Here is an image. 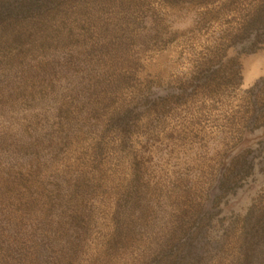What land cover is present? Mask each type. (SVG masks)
<instances>
[{"label": "rangeland", "instance_id": "1", "mask_svg": "<svg viewBox=\"0 0 264 264\" xmlns=\"http://www.w3.org/2000/svg\"><path fill=\"white\" fill-rule=\"evenodd\" d=\"M8 1L34 8L11 20L0 10V203L3 193L16 207L55 198L44 223L67 241L52 246L77 249L75 226L88 223L83 264H141L160 246V264H171L173 248L182 254L173 242L196 220L184 238L206 245L180 264H244L236 233L258 185L243 182L240 213L228 215L226 201L218 223L213 190L239 146L264 163L260 128L245 144L263 121L264 36L241 29L260 0ZM67 202L74 208L58 206ZM113 221L143 227L109 249ZM22 238L29 256L50 248ZM256 242L250 264L261 263Z\"/></svg>", "mask_w": 264, "mask_h": 264}, {"label": "trees", "instance_id": "2", "mask_svg": "<svg viewBox=\"0 0 264 264\" xmlns=\"http://www.w3.org/2000/svg\"><path fill=\"white\" fill-rule=\"evenodd\" d=\"M3 1L4 0H0V10L5 12L4 8H8L7 11L10 12V14H8L7 18L10 20L11 18H13V15L18 14V17H20V15L25 13L28 8H34V4L32 2L28 3V6L23 4L22 8H20L21 11L15 12V9L12 8L13 4H11L10 1L7 0L4 3ZM38 1L40 0H37L36 4L38 3ZM241 29L249 35L252 34L251 36H254V39H259V36H264V0H260V2L257 3L253 9L248 10L247 13L243 16ZM262 118L263 121L260 125H258V127H252L245 131V133L247 132V134L245 135L248 136L246 138L245 144H252L250 142V139H252L253 137H250V134L254 133L253 130L255 129L260 128L261 134L263 136L264 110ZM257 147L253 145V147L248 148V150L252 151ZM260 149L264 160V144L262 145L261 143ZM244 150L245 149H243V147L239 146V148H237L235 152L234 157L230 161H228L229 167L222 169L221 173H219L218 178H215V189L213 190L214 195H212L214 196L213 201L215 202L216 211H213V218H215L216 223L223 221L224 217L227 216V212L225 211V209L229 210L228 215L240 213L238 208L233 209L234 207H239L237 202L241 197L240 195H237L238 198L235 197L234 200L235 193L239 190L241 192H245L246 188L245 190L244 188L239 189L243 186V182L245 185L247 184V182H250L249 185H246L249 187H253L257 184V191L259 190V192H257L256 195H254L253 197L252 195L251 197H248V200L244 203L246 205H242L243 213L240 221L241 229L236 233V235L239 237L236 242L240 244V247L239 253L236 252V256L244 252V256L240 257V259L242 260V263L250 264V250L252 251L253 248V240H256L257 242L254 244V247H257L262 251L261 263L257 264H264V247H262L264 245V163L261 167L257 166L261 162L260 159L262 158H255V156L252 154H248L247 157H244V155L248 153ZM226 163L224 164L226 165ZM238 173L239 177L236 176ZM55 185L57 186L59 185V183H55ZM73 194L74 193L71 190V193L65 195V197L68 196V202L71 198H73ZM43 196L44 195H40L39 193L40 201L35 203L33 202L34 200H32L31 198V205L25 204L22 207H16L10 200L12 199L11 196H9L7 193H3L1 195V198L4 197V202L1 200V202L3 203H0V264H50L47 258H51V264H67V262L68 264H83L86 261V259H83V257L81 256L84 252V248L86 250V253H88V250L93 251V247L89 245L91 244L90 240L92 238L88 234V223L86 228L84 229V226L81 221L75 226V229L78 230V233L75 237V243L78 247L77 249L71 246L70 253H66L63 252L61 248L55 249V246H52L55 244H57L58 246L62 242L67 240L64 239L60 235V233L57 234L49 226L48 222L44 223L45 221H47V214H53L52 210L54 209V206L57 205V202H55V198H53V200H46L47 196L45 198H43ZM226 201H230L229 206H225ZM7 202L8 205L6 206ZM68 202L65 203V205L64 203H62L63 205L59 204L58 206L64 209L74 208V205L70 206ZM223 206H225V209H223ZM64 212L65 211L60 210L57 214H55L54 217L59 223L62 224H65ZM140 212L142 216L144 212V209L142 207L138 209H133L130 214L134 213L135 218H139L140 216L138 215L140 214ZM198 212L199 219L201 217V214L204 212L203 208H200ZM113 215V219H115L116 221L120 219L118 217V212L115 211ZM194 215L197 216V213H194ZM76 217V213L72 211L71 222L69 223V225L73 226L74 219ZM120 223L114 222V226L110 227V232L108 234L104 233L108 235L107 241L110 242L106 243V248L111 249L112 247H114L115 249H118L117 247H120L121 245L125 244V242L122 240H126L129 238V236L127 235H129L130 233H134L135 228L137 230H140L143 227L141 223H135V227L132 226L131 222L128 221L127 223L126 221ZM193 223L194 224L191 225V227L183 229V235L176 242H173L174 247L177 243L181 244L182 254L181 256H179L178 252L175 253L176 249L173 248L175 252L173 256H171V264L182 263V257L190 255L193 252V248L201 250V248L206 245V242L203 239H199L194 242H188V240L184 238V236L189 233L188 229L191 230V228L196 227V225H201V223L197 222V220ZM37 231L39 232V235H36ZM202 232L204 234V227H202ZM25 235L34 236L36 239L39 240V242L43 241L42 243H44L43 245L46 247V249L48 244L50 245V248L48 247L47 250L39 252L38 254L32 256H29L30 253L29 255H27V251L25 248L27 239L22 238L25 237ZM248 237L252 238L250 244L246 242ZM211 243H214L216 246L221 244L222 240L220 237H214L211 240ZM164 247L160 246L157 247V249H154V255H148L146 257L148 258L152 256L151 259H149L148 261H144V259L142 260L141 264H160L159 259L163 258V255L168 252H166ZM219 248L220 247L216 246L215 249L219 251ZM212 261V263L215 264V258H213ZM239 263L241 264L240 261Z\"/></svg>", "mask_w": 264, "mask_h": 264}]
</instances>
